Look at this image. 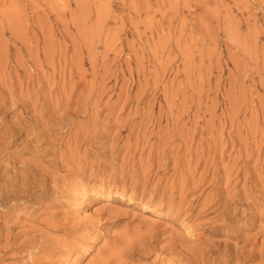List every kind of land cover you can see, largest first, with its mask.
I'll list each match as a JSON object with an SVG mask.
<instances>
[{
    "label": "rangeland",
    "instance_id": "374dc122",
    "mask_svg": "<svg viewBox=\"0 0 264 264\" xmlns=\"http://www.w3.org/2000/svg\"><path fill=\"white\" fill-rule=\"evenodd\" d=\"M0 264H264V0H0Z\"/></svg>",
    "mask_w": 264,
    "mask_h": 264
},
{
    "label": "bare ground",
    "instance_id": "6f19581e",
    "mask_svg": "<svg viewBox=\"0 0 264 264\" xmlns=\"http://www.w3.org/2000/svg\"><path fill=\"white\" fill-rule=\"evenodd\" d=\"M79 192H80V194H79V197L77 198L78 204L81 203V202L86 198V196H87V192H81V191H79ZM151 211H152L153 214H155V215H160V214L163 213V210H162L161 207H159V208H154V209H152Z\"/></svg>",
    "mask_w": 264,
    "mask_h": 264
}]
</instances>
